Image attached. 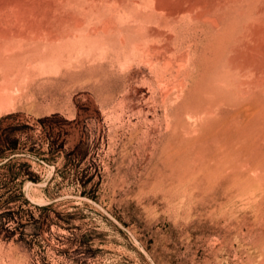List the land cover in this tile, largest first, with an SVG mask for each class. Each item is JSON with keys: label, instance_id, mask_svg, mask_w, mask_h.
Segmentation results:
<instances>
[{"label": "rangeland", "instance_id": "rangeland-1", "mask_svg": "<svg viewBox=\"0 0 264 264\" xmlns=\"http://www.w3.org/2000/svg\"><path fill=\"white\" fill-rule=\"evenodd\" d=\"M249 20L168 31L158 62L100 50L15 86L0 109V264H264V60L246 61ZM186 41L197 49L177 51Z\"/></svg>", "mask_w": 264, "mask_h": 264}, {"label": "bare ground", "instance_id": "bare-ground-1", "mask_svg": "<svg viewBox=\"0 0 264 264\" xmlns=\"http://www.w3.org/2000/svg\"><path fill=\"white\" fill-rule=\"evenodd\" d=\"M231 14L250 19L243 35L246 61H263L264 0H0V109L11 105L15 86L28 87L50 65L98 59L100 50L104 59L158 62L169 48L157 43L167 42L166 32L178 38L176 28L184 27L194 37L207 36L220 32ZM108 42L132 52L108 57ZM186 44L190 54L198 41L177 51Z\"/></svg>", "mask_w": 264, "mask_h": 264}, {"label": "trees", "instance_id": "trees-1", "mask_svg": "<svg viewBox=\"0 0 264 264\" xmlns=\"http://www.w3.org/2000/svg\"><path fill=\"white\" fill-rule=\"evenodd\" d=\"M10 148V147H9Z\"/></svg>", "mask_w": 264, "mask_h": 264}]
</instances>
